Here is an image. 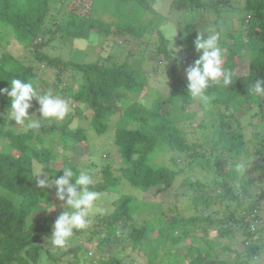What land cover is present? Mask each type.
Wrapping results in <instances>:
<instances>
[{"label":"trees","instance_id":"trees-1","mask_svg":"<svg viewBox=\"0 0 264 264\" xmlns=\"http://www.w3.org/2000/svg\"><path fill=\"white\" fill-rule=\"evenodd\" d=\"M148 2L155 0H91L87 8H81L79 2L68 9L70 0H0V48H4L3 42L10 44L11 39L23 48L20 56L7 50L0 53V89L9 88L11 79L19 78L32 82L40 92L51 90L65 95L77 106L91 110L89 126L99 135L107 132L112 116L123 108L114 129V144L122 166L116 169L117 173L105 166L101 176L94 175L98 178L92 189L100 194L119 192L126 184L136 189L155 188L158 193L175 191L176 179L183 172L179 162L186 158L189 165L194 163L195 168L210 175L209 184L182 180L183 190L176 192L174 202L166 205L140 203L129 194L114 199L111 213L93 217L97 221L92 230L75 232V235H96L89 239L94 245L93 257L85 254L90 263L122 264L121 252L143 250L146 257L140 258L143 264H254L264 253V226L252 227L259 217L260 200L249 194L248 173L241 172L248 163L242 161L241 155H254L264 168V98L257 102V111L248 118H258V122H243L245 104L257 99L249 94V85L255 79H264V0L245 2L246 11L253 14L247 25L245 19L239 18L250 34L246 42L240 40L239 34L222 30L223 10L228 6L225 1L173 0L177 10L212 11L216 22L211 24L220 33L224 66L236 73L230 85L211 86L207 90L208 101L193 99L186 91L184 69L198 58L193 42L197 33H201L190 23L179 29L173 41L174 47L184 53L181 70L159 29H156L155 49L149 55L140 50L144 31L163 22L162 18L157 22L148 18L151 13L155 16ZM106 15L112 20H104ZM94 31L105 33L106 37L120 36L125 52L122 62H115L110 55L92 62H64L46 52L55 41L64 44L90 39L96 35ZM226 41L231 46H223ZM241 48L249 54L248 74L243 76L236 72ZM166 63L170 65L167 93H157L149 106L135 99L147 92L149 75ZM36 66L55 69L51 84L38 77L40 69ZM71 71L81 79L76 89L62 84L63 76ZM193 104L205 111L204 119L195 127L202 136L196 138L183 128L197 116L198 110L190 111ZM233 105L239 108L238 113L233 111ZM8 107L7 96H0V110ZM6 124L7 118L0 115V139H5L9 146L8 151H0V264H40L45 256L49 259L46 264H66L60 260L70 254L78 257L81 246L72 245L51 255L41 244L50 235L54 221V217L41 211L51 204L47 190L54 189L42 190L36 186L33 163L46 167L49 175L57 177L67 166L76 172L84 169L73 164L69 157L63 158L62 168L53 169L52 148L48 145L38 149L35 143H47L45 136L56 135L65 147L71 141L72 151L81 145L87 152L86 130L71 129L68 124L45 123L39 130L17 132ZM166 150L171 152L169 165L155 163L152 155L158 151L165 154ZM261 176L264 178V173L255 177L263 179ZM187 206L193 208L188 214ZM212 226L216 229L214 234L210 232ZM153 228L157 230L154 241L140 247ZM115 240L116 243L120 240V244L131 243L128 248V245L123 249L116 246L111 253H104L105 247L115 244ZM165 241L169 246H164ZM163 246L165 252L161 253L159 248ZM181 248L192 255L187 263L177 257V252L172 254L174 249ZM226 253L232 255L231 259ZM67 264H72L69 258Z\"/></svg>","mask_w":264,"mask_h":264},{"label":"rangeland","instance_id":"rangeland-1","mask_svg":"<svg viewBox=\"0 0 264 264\" xmlns=\"http://www.w3.org/2000/svg\"><path fill=\"white\" fill-rule=\"evenodd\" d=\"M91 0H70V7L74 6L75 4H78L80 2V7H88L90 4ZM225 1L228 6L223 10L224 15L222 17H225L224 20L221 22V28L222 30H229L231 33H237L241 36L240 40L243 42H246L249 40V37L247 35H250L246 25L247 21L251 20L250 15H253L252 13H248L245 9V2L246 0H222ZM154 8L155 11V16L151 14H148V18L150 20H154L157 22L159 19H163V22H160V24H155L153 27H148L143 35L141 36V49L140 50H145V54L150 53L153 51L156 47L158 35L156 33V29L161 30V26L163 24H173L177 28V33L180 28L184 27V24L190 23L196 30L200 31L201 33L206 32L207 30L211 29L213 30V27L211 24L214 21L213 17L214 14H211L212 11H208L206 9L200 8V9H194V8H182L180 10H177L173 7V0H155L154 3L148 2ZM223 8V6H220ZM158 15H161L158 17ZM156 17V19H155ZM104 20L111 21L112 19L109 16H104ZM245 19L246 25L242 26L240 24V20ZM180 23V24H179ZM245 29L244 32H242ZM96 33L95 36L91 37L90 39H85L88 41L86 46H81L80 41L81 40H73V41H66L64 44L63 42H58L55 41L50 44V46L47 48L46 52L49 53V55L54 56V57H60L64 62L69 61V60H74L78 63H83V62H92L97 60L100 56H106L110 55L112 56V59L120 63L124 59V54L125 52L123 51L124 49V44L122 40L120 39V36L117 34H110L106 37L105 33H101L100 31H94ZM230 41V40H229ZM226 41V44L223 46L227 47L228 44L231 46V42ZM4 48H0V53L3 52L4 50H7L14 55L20 56L23 53V48L17 44L14 40L11 39V43H5L3 42ZM229 47V46H228ZM241 52L240 54V59H239V65H237V74L240 76L248 74V56L249 54L247 51H245V48H241L239 50ZM106 53V54H105ZM141 53V52H139ZM183 50L180 51L179 53L176 54V56H173L178 63V65L181 67L180 70L183 68ZM25 55L27 56L26 52ZM138 55V54H136ZM149 55V54H148ZM140 57V55H138ZM39 67L40 70L38 71V77H40L44 82L51 84L53 82V79H55V69H46L43 68V66H36ZM162 67V68H161ZM170 65L166 63V65H159V68L157 72L153 75H149L148 79V90L146 93H142L140 97H137L135 99L137 100H142L144 104L150 105L154 96L159 93L161 95H164L167 93L168 87H169V76L168 73L170 71ZM179 70V68H178ZM180 73V71H179ZM162 76L166 80V84L162 87L160 84ZM81 82L80 77L75 74L74 72H68L63 76V81L62 84L64 87L68 86L71 87V89H76L77 85ZM40 87H43L42 84L39 85ZM59 95V94H56ZM120 96V95H119ZM61 97L65 98L66 100L69 101L70 104V112L67 114L64 120H45L42 122V125L45 123H56L57 126L60 124H68L69 128L75 129L77 127L84 128L86 130V133L88 135V151L85 152V149H81V145H76L75 150L72 151V143L71 141L67 143L66 147L65 144L63 145L59 139L58 136H45V140L47 139V143H35L36 147L39 149L42 146H50L54 152L55 158L54 161L52 162V167L53 169H59L62 168L64 165L63 158L69 157L71 162L73 164H77L82 166L84 170H88L91 172L93 175L94 180H97V176L95 177V174H98V176H101V169L105 166H110V170L112 173H117L118 168L122 166V162L120 160V156L118 154V148L114 144V129H115V124L119 119V113L123 110V108H120L119 110L116 111L114 116H112L111 123L109 126V129L107 130L106 133L99 135L92 131L89 126L90 122V114L91 110L89 109H84L82 106H77L76 104L72 103L71 99L69 100L68 97L65 95H62ZM263 99V98H262ZM122 100V99H121ZM125 100V97L124 99ZM261 101L260 97H257L254 102H247L244 106L247 110L245 111V115L243 118V122H258V118H252L248 119L252 113H255L257 111V102ZM125 103V102H124ZM123 103V107L124 104ZM38 104L33 101V108L30 109V113H36L37 116H39L38 113ZM189 110V107L187 108V111ZM192 110H198L197 116L194 120H192L190 123L184 124L183 128L187 129V133H190L192 138H196L199 136H202V132L197 130L195 127L204 119V110L201 107H196V105H191L190 106V111ZM233 111L235 113H238L240 110L236 105H233ZM7 110L2 109L0 110V115L6 116ZM215 115V112L213 113ZM248 119V120H247ZM245 122V123H246ZM183 124V123H182ZM7 127L12 128L17 132H25L26 130L22 128L21 126H18L14 124L13 121H8L7 119ZM190 135L188 136L189 139H191ZM247 137H249V133H247ZM206 138H210V136H207ZM83 145V144H82ZM251 147V143L248 142L247 148L249 149ZM9 150V146L6 144L5 139H0V151L1 152H6ZM92 153L91 155H88L87 153ZM152 158L155 163H164L165 165H169V158H171V152L169 153L168 150H166L165 154L161 153L160 151L154 153L152 155ZM242 161H245L248 163V167L244 170L241 169L243 174H247L246 177H248V182L250 183V190L249 194L251 197H254L259 199L260 201V210L258 214L257 220H255L256 225L254 226H264V178L261 176L263 179H258L255 177L256 175H262L264 173V168L262 167L261 163L257 160V158L252 155L250 157H246L244 154L241 155ZM189 159L186 158L183 161L179 162V167L181 169L183 168V172L177 177L176 183L174 188L177 190H171V191H166V192H161L158 193L156 192L155 188L149 189V190H144V189H136L133 188L132 186L126 184V186H123L119 189L118 191H112L108 193H103L100 195V199L97 201V206L99 208V211L95 213L96 217H105L109 213H111L113 209V201L114 199H117L121 195L129 194L133 197V199L137 202H153V203H160L162 205H166L168 203H173L174 202V194L176 192H180L183 190L180 186V182L182 180H187L189 182H194L196 180H200L204 183H210V175H206V173L202 170H199V168L194 167V163L191 165L188 164ZM34 169H35V175L38 172L39 168L41 165H38L37 163H33ZM44 167V166H43ZM45 173L47 172V168L43 170ZM49 174V173H48ZM179 185V187H178ZM48 193V199L50 200L49 203L51 205L55 206L56 210L49 212L47 210L41 211V214H47L50 215L51 217H54L53 220L57 218V216L62 212L64 209L60 207V204L62 202H59L55 198L54 190H47ZM247 199H250V197H246ZM245 198V199H246ZM50 207V206H49ZM48 207V208H49ZM187 213L191 212L193 208L191 206H187ZM216 208V207H215ZM165 209V208H164ZM94 215V216H95ZM93 216V217H94ZM92 217V223L88 226V228L84 229L83 232L88 233V229H93L95 227V222L97 220H94ZM53 221V223H54ZM52 223V224H53ZM139 225V224H137ZM256 228V227H255ZM215 228L212 226V230L210 231L211 233H215ZM99 235V234H98ZM157 235V230L156 229H151L150 233L147 235V238L143 240L140 244V247H144L145 245L151 243L154 241L155 237ZM42 239L43 245L47 248V250L51 253V255L57 253L59 250L62 249H56L50 244V239L47 238ZM96 235H86V234H79V235H74L71 245L66 248H70L72 245H79L81 246V254L79 253L78 257L73 258V255H69V257L65 256L62 260H60V263H66L67 264V258H69V261H72V264H97V262L90 263L88 260V257L85 258V254H88L93 257L94 253L92 251V246H94L91 242H89V239L95 238ZM238 238V236H237ZM235 239V241L237 240ZM235 241L233 243H235ZM89 242L90 244H88ZM115 240V244L111 243L110 246L105 247L104 253H111L112 249L116 246H120L121 249L123 247L127 246L129 247V244L131 242H121L120 240L118 243ZM185 243V242H184ZM184 243L180 246H177L176 248H180L184 245ZM164 246H169L170 244L168 241L163 242ZM164 246L159 248V251L161 253L165 252L164 251ZM77 247V246H76ZM63 248V249H66ZM151 249V248H150ZM204 249V248H203ZM187 251V249H186ZM184 248H181L176 251L174 249L172 251V254H176L177 252V257H181L185 263L192 257L188 252H186ZM220 252V250H219ZM138 253V254H137ZM141 254V255H140ZM145 254L142 251H137L134 250L133 252L129 253H123L121 252L119 254L121 258L122 264H127V263H132V264H143V261L140 259L141 257L146 258L143 256ZM228 255V259H231L232 255L229 253H226ZM49 261V259L45 256L42 258L40 264H46V262ZM158 261V260H157ZM256 261V260H255ZM253 264V263H252ZM254 264H264V253L262 254L261 258L257 260Z\"/></svg>","mask_w":264,"mask_h":264},{"label":"clouds","instance_id":"clouds-1","mask_svg":"<svg viewBox=\"0 0 264 264\" xmlns=\"http://www.w3.org/2000/svg\"><path fill=\"white\" fill-rule=\"evenodd\" d=\"M164 38L169 42L168 47L172 55L182 51L174 47L173 41L177 35L175 25L167 23L161 26ZM220 33L207 30L197 33L194 40V49L198 58L184 69L186 78V91L193 99L208 101L207 90L213 85L228 86L236 78L233 69L224 66L223 49L220 46ZM81 46H86L88 41L81 40ZM163 87L166 80L162 76L160 81ZM249 94L264 98V79H255L249 85ZM7 96L9 107L7 119L13 121L15 126L27 130H39L45 120H64L70 112L69 101L51 90L40 92L30 81L19 78L11 79L9 88L0 89V96ZM33 101L38 104V113H30ZM46 167L41 166L35 175L36 186L39 189H54L55 198L62 202L60 207L64 210L52 224V230L47 237L50 244L56 249H63L71 245L77 230H84L92 223V217L99 211L97 201L100 193L93 190L95 180L88 170L76 172L67 166L62 170V175L55 176L45 173ZM50 205L47 211H55V206Z\"/></svg>","mask_w":264,"mask_h":264}]
</instances>
